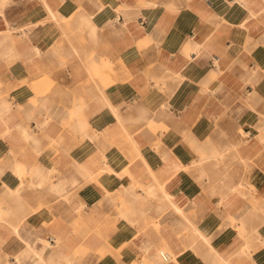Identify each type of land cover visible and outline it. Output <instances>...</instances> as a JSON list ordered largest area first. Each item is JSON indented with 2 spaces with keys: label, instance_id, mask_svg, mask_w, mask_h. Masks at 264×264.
<instances>
[{
  "label": "crops",
  "instance_id": "obj_1",
  "mask_svg": "<svg viewBox=\"0 0 264 264\" xmlns=\"http://www.w3.org/2000/svg\"><path fill=\"white\" fill-rule=\"evenodd\" d=\"M0 264H264V0H0Z\"/></svg>",
  "mask_w": 264,
  "mask_h": 264
},
{
  "label": "built area",
  "instance_id": "obj_2",
  "mask_svg": "<svg viewBox=\"0 0 264 264\" xmlns=\"http://www.w3.org/2000/svg\"><path fill=\"white\" fill-rule=\"evenodd\" d=\"M50 239L54 241L53 237H50ZM159 253L164 262L172 261V255L168 251L160 250Z\"/></svg>",
  "mask_w": 264,
  "mask_h": 264
},
{
  "label": "rangeland",
  "instance_id": "obj_3",
  "mask_svg": "<svg viewBox=\"0 0 264 264\" xmlns=\"http://www.w3.org/2000/svg\"><path fill=\"white\" fill-rule=\"evenodd\" d=\"M160 250H164V251H167L166 249H159V252H160ZM159 255H160V253H159ZM161 257V256H160ZM162 259V258H161ZM163 260V259H162Z\"/></svg>",
  "mask_w": 264,
  "mask_h": 264
},
{
  "label": "bare ground",
  "instance_id": "obj_4",
  "mask_svg": "<svg viewBox=\"0 0 264 264\" xmlns=\"http://www.w3.org/2000/svg\"><path fill=\"white\" fill-rule=\"evenodd\" d=\"M197 230H198V228H197ZM197 234H198V233H197ZM197 234H196V235H197ZM198 236H199V235H198ZM204 245H205V244H204ZM210 248H211V247H210Z\"/></svg>",
  "mask_w": 264,
  "mask_h": 264
}]
</instances>
